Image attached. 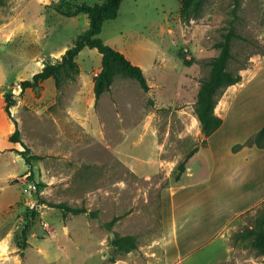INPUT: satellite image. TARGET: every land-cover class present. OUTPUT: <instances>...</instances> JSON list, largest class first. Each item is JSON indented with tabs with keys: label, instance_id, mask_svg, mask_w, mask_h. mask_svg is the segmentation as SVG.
Wrapping results in <instances>:
<instances>
[{
	"label": "rangeland",
	"instance_id": "obj_1",
	"mask_svg": "<svg viewBox=\"0 0 264 264\" xmlns=\"http://www.w3.org/2000/svg\"><path fill=\"white\" fill-rule=\"evenodd\" d=\"M99 2L0 3V85L21 103L7 116L17 121L27 154L41 157L32 160L30 177L19 154L24 147L9 141L13 132L0 140V264H264L251 239L240 236L264 208V201L255 202L264 195V171L256 164L254 177L239 172L224 182L219 168L227 144L244 127H225L205 139L195 114L201 83L219 52L214 45L230 24L242 38L231 42L228 71L245 81L264 68V0H238L234 12V0H206L189 20L181 18V0H124L98 37L142 69L147 92L116 76L96 100L91 79L101 55L86 47L76 57L80 74L60 91L48 79L19 95V81L60 60L88 27L85 14L62 11ZM257 83L254 104L240 115L246 121L264 108V70ZM238 88L218 92L217 115ZM195 147L176 182L177 165ZM58 203L87 212L64 216L48 206ZM32 211L37 215L21 256L16 244ZM116 235L135 237L137 248L116 253L110 245Z\"/></svg>",
	"mask_w": 264,
	"mask_h": 264
},
{
	"label": "trees",
	"instance_id": "obj_2",
	"mask_svg": "<svg viewBox=\"0 0 264 264\" xmlns=\"http://www.w3.org/2000/svg\"><path fill=\"white\" fill-rule=\"evenodd\" d=\"M124 0H100L99 3L86 4L82 3L74 8V10L66 12L62 11L65 16H78L85 14L89 20L88 27L80 34H78L71 47L67 48L60 60L54 62L44 63L43 68L35 73L29 80H21L18 86L21 88L20 94L25 90H39L43 86V82L47 79H53L57 91H60L65 81L74 80L79 74L80 69L76 61L79 52L84 48H94L101 55V68L96 76L93 78V91L95 99L98 100L100 96L109 91L113 80L116 76L129 78L138 83L140 88L147 92L149 85L142 69L128 60L121 52L115 50L111 46L105 44L98 35L101 32L102 24L107 20H114L118 15L120 4ZM206 0H181L180 15L182 20H189L196 16L202 9ZM2 0H0V3ZM238 0H234V9L238 5ZM242 38L235 32L234 26L230 24L225 32L221 34V39L214 45L218 49V55L210 62L209 76L203 80L197 94L195 103V114L198 120L200 131L204 138L207 139L212 135L222 124V117L216 114L217 99L216 96L220 90L237 86L243 83V77L234 75L228 71V64L232 58L231 42L233 39ZM246 81V80H245ZM6 113L10 116V108L16 104L14 93L8 92L4 94ZM15 129L9 137L11 143H19L24 147L19 154L29 166V176H32L31 163L35 158L40 159L36 155H28L29 149L21 141L20 130L18 123L13 119ZM255 146L264 149V127H262L256 134L251 136L244 144L235 145L233 151H238L242 146ZM198 151V147L192 149L189 154L177 165L175 181H180L182 175L185 173L189 159ZM43 202V201H41ZM49 207H54L62 210L63 215L67 214H81L86 213L85 208L71 207L64 203L50 204ZM95 216V213H90ZM37 213L31 212L28 221L25 222L20 234V241L16 244L23 256V250L28 246L27 237L31 224H33ZM118 217L112 219L108 226L115 224ZM242 238H250L251 244L257 253L264 255V208L259 215L256 225L253 228H247L245 232L241 233ZM110 245L114 248L116 253H128L137 248L136 239L133 236L116 235L111 241ZM114 262V258H110Z\"/></svg>",
	"mask_w": 264,
	"mask_h": 264
},
{
	"label": "crops",
	"instance_id": "obj_3",
	"mask_svg": "<svg viewBox=\"0 0 264 264\" xmlns=\"http://www.w3.org/2000/svg\"><path fill=\"white\" fill-rule=\"evenodd\" d=\"M101 66L97 69L96 72L93 73V77L91 79V82L93 83V78L96 76V74L99 72ZM262 69V68H261ZM257 71L253 76H251L248 80L244 81L243 83L239 84V88L234 91L232 96H230V99L224 104L218 106V116L222 117V124L220 127L215 131L220 133L225 127L227 128V131L231 128H234L233 130H236L237 128H243L241 130V133L237 136V138L234 139L233 142L227 144V153L224 156L220 157V162L223 163V165H220V169H222V176L224 178V182L230 181L231 178L237 177L239 172H242L244 174V177H254L256 174L255 172V165H259V172L264 171V149L257 148L255 146H242L238 151H233L232 147L234 145L238 144H244V142L249 139L251 136L256 134L262 127H264V108L260 109L256 112H253L249 118L248 121H246L243 117L240 115L243 112H247L249 108L252 107L254 104V95L257 92V87L259 86V83H257V80L264 68L262 70ZM48 80V79H47ZM45 80L43 82V86H45ZM5 87L0 85V140L8 138V136L11 134V132L14 131L15 125L14 123L9 119L7 116L4 106H5V100H4V94H5ZM21 89L18 90L15 89L16 92H19ZM32 91L31 89H29ZM27 90H25L22 94H26ZM19 95L20 92L18 93ZM20 102V101H19ZM16 104L10 108V113L12 112V115L17 114V110L20 108V104ZM19 127V126H18ZM260 161V162H259ZM224 168V169H223ZM222 178V179H223ZM232 181V180H231ZM198 185V184H197ZM196 185H187L182 186L180 189H189L191 187H194ZM254 187V186H253ZM255 189V187H254ZM261 201H264V195H261L256 203H259ZM255 203V204H256ZM253 206H244L241 208L240 211H238L235 216L240 215L242 211L249 209ZM232 219L229 218L225 223H223L222 227H225ZM173 229L172 232L175 236L178 234V226H177V220L175 218V215L173 217L172 221ZM210 240V239H207ZM183 241V240H182ZM193 248L189 250V253L192 251ZM177 259L175 262L182 260ZM172 264V263H171Z\"/></svg>",
	"mask_w": 264,
	"mask_h": 264
}]
</instances>
